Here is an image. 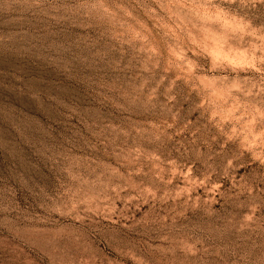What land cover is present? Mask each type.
Listing matches in <instances>:
<instances>
[{
  "label": "rangeland",
  "instance_id": "rangeland-1",
  "mask_svg": "<svg viewBox=\"0 0 264 264\" xmlns=\"http://www.w3.org/2000/svg\"><path fill=\"white\" fill-rule=\"evenodd\" d=\"M0 264H264V0H0Z\"/></svg>",
  "mask_w": 264,
  "mask_h": 264
}]
</instances>
